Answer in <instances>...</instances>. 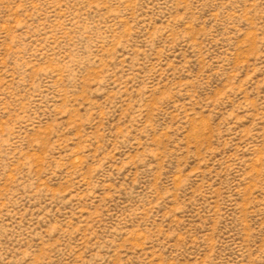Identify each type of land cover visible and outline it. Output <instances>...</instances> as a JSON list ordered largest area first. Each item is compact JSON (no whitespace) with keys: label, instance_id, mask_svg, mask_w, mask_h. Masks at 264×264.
Here are the masks:
<instances>
[{"label":"rangeland","instance_id":"obj_1","mask_svg":"<svg viewBox=\"0 0 264 264\" xmlns=\"http://www.w3.org/2000/svg\"><path fill=\"white\" fill-rule=\"evenodd\" d=\"M0 264H264V0H0Z\"/></svg>","mask_w":264,"mask_h":264}]
</instances>
